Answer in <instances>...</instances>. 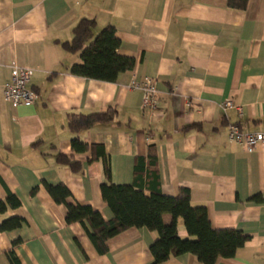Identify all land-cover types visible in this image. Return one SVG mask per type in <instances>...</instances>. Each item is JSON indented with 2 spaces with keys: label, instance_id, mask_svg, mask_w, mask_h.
<instances>
[{
  "label": "crops",
  "instance_id": "obj_1",
  "mask_svg": "<svg viewBox=\"0 0 264 264\" xmlns=\"http://www.w3.org/2000/svg\"><path fill=\"white\" fill-rule=\"evenodd\" d=\"M83 19L96 22L95 36L115 28L118 53L135 60L133 71L115 83L70 73L81 58L63 45ZM14 64L34 71L30 88L40 98L32 107L5 101ZM134 80L156 84L155 112L142 109V94L129 87ZM226 100L243 114L230 110L226 117L220 109ZM110 111L116 115L108 124L79 134L69 127L71 115ZM231 124L264 133V0H249L245 11L231 9L228 0H0V201L11 193L21 203L0 214V224L24 220L20 229L0 233V264H13L10 252L20 264H153L157 233L130 229L111 239L101 256L46 191L43 182L64 184L70 202L113 218L101 196L104 163L91 151L73 152L76 137L104 147L111 182L137 183L147 194L153 181L145 168L136 182L135 164L155 145L165 196L188 189L192 206L206 208L213 229L250 237L234 258L217 264H264V201L252 200L264 199V145L247 153L229 141ZM59 154L82 172L59 164ZM178 230L189 238L182 219ZM163 264L201 263L187 254Z\"/></svg>",
  "mask_w": 264,
  "mask_h": 264
},
{
  "label": "trees",
  "instance_id": "obj_2",
  "mask_svg": "<svg viewBox=\"0 0 264 264\" xmlns=\"http://www.w3.org/2000/svg\"><path fill=\"white\" fill-rule=\"evenodd\" d=\"M249 0H228L231 9L245 11ZM94 20L83 19L75 27L73 40L63 45L72 54H79L81 63L74 65L70 73L74 76L102 82L115 83L123 74L135 68V60L121 56L118 51L121 41L116 36L115 28L107 27L95 36ZM115 112L93 115H71L69 127L74 134L87 131L94 124H108L115 119ZM72 150L78 154L89 151L93 160L102 159L107 182L101 185V196L108 204L113 218L106 221L102 215L89 205L70 202L72 194L64 184L43 185L58 205L67 209L66 223L80 224L85 230L92 245L101 256L108 254V242L130 229L145 228L158 234L157 240L150 247L154 257L153 264H163L172 258L192 254L201 264H217L219 259H231L238 250L243 248L250 237L236 230H215L212 228L205 207H194L191 204L190 191L182 189L176 197H168L162 193L156 146L149 147L148 159H138L135 164V180L144 169H147L152 180L151 191L147 194L141 186L117 185L111 182L109 159L102 145H88L79 137L72 140ZM57 162L69 166L76 174L82 172V166L70 157L59 154ZM38 188L32 191L36 194ZM256 203H262L263 197L252 198ZM21 206L19 199L9 194L6 202L0 201V214H5L8 207L17 209ZM170 215L172 222L167 225L164 216ZM182 219L189 238H181L178 230V220ZM24 220L11 217L0 224V233L20 229ZM19 241L14 242L17 246ZM13 264H20L13 252H10Z\"/></svg>",
  "mask_w": 264,
  "mask_h": 264
},
{
  "label": "built area",
  "instance_id": "obj_3",
  "mask_svg": "<svg viewBox=\"0 0 264 264\" xmlns=\"http://www.w3.org/2000/svg\"><path fill=\"white\" fill-rule=\"evenodd\" d=\"M33 75L34 71L32 69L14 64L11 72V81L4 88L5 101L15 108L34 106L40 96L35 90L30 88ZM129 87L142 94L143 110L148 109L151 112H155L158 109L159 92L154 82L134 80ZM220 109L226 117L230 110H236L239 115L243 114L242 107L236 106L232 100L224 101L220 105ZM228 138L230 142L243 146L247 153H253L259 146L264 145V133H251L237 124L229 125Z\"/></svg>",
  "mask_w": 264,
  "mask_h": 264
}]
</instances>
